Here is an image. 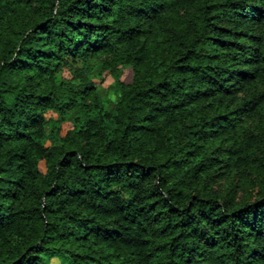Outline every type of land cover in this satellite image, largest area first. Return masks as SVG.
Returning <instances> with one entry per match:
<instances>
[{
  "label": "trees",
  "instance_id": "trees-1",
  "mask_svg": "<svg viewBox=\"0 0 264 264\" xmlns=\"http://www.w3.org/2000/svg\"><path fill=\"white\" fill-rule=\"evenodd\" d=\"M54 260L264 264V0H0V264Z\"/></svg>",
  "mask_w": 264,
  "mask_h": 264
},
{
  "label": "rangeland",
  "instance_id": "rangeland-1",
  "mask_svg": "<svg viewBox=\"0 0 264 264\" xmlns=\"http://www.w3.org/2000/svg\"><path fill=\"white\" fill-rule=\"evenodd\" d=\"M65 75L68 76L67 72H65ZM125 79L128 81L131 77V72L130 71H125ZM94 82L97 85V87L99 88V90H101L102 95L105 97H109L111 99L115 98V93L113 90V86H114V79L113 77L109 74V73H105L102 76H94ZM48 115H52V114H48ZM71 126L70 122L67 123V125H65V130L69 129ZM54 264H58V261L54 260L53 261Z\"/></svg>",
  "mask_w": 264,
  "mask_h": 264
}]
</instances>
